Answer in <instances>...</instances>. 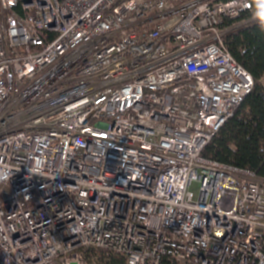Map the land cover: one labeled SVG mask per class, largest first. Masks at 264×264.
I'll return each instance as SVG.
<instances>
[{
  "label": "built area",
  "instance_id": "1",
  "mask_svg": "<svg viewBox=\"0 0 264 264\" xmlns=\"http://www.w3.org/2000/svg\"><path fill=\"white\" fill-rule=\"evenodd\" d=\"M257 19L0 0V264H264V180L202 156L252 92L226 40Z\"/></svg>",
  "mask_w": 264,
  "mask_h": 264
},
{
  "label": "trees",
  "instance_id": "2",
  "mask_svg": "<svg viewBox=\"0 0 264 264\" xmlns=\"http://www.w3.org/2000/svg\"><path fill=\"white\" fill-rule=\"evenodd\" d=\"M250 1L255 10L264 9V0ZM250 15L246 12L243 17ZM226 48L251 74L254 87L214 135L202 156L248 169L256 178L264 180V20L230 35ZM99 264H126V260L114 255Z\"/></svg>",
  "mask_w": 264,
  "mask_h": 264
},
{
  "label": "rangeland",
  "instance_id": "3",
  "mask_svg": "<svg viewBox=\"0 0 264 264\" xmlns=\"http://www.w3.org/2000/svg\"><path fill=\"white\" fill-rule=\"evenodd\" d=\"M256 22L260 21L259 19L255 20ZM198 187L199 185L195 184L193 189H194V192L197 193V190H198Z\"/></svg>",
  "mask_w": 264,
  "mask_h": 264
}]
</instances>
